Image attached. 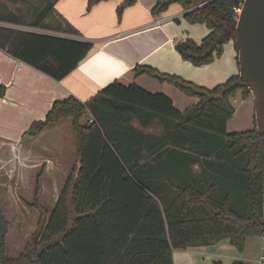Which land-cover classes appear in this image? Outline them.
Masks as SVG:
<instances>
[{
    "label": "trees",
    "instance_id": "1",
    "mask_svg": "<svg viewBox=\"0 0 264 264\" xmlns=\"http://www.w3.org/2000/svg\"><path fill=\"white\" fill-rule=\"evenodd\" d=\"M47 1L29 26L40 27L48 18L56 0ZM101 1L90 0V6ZM136 1L125 0L119 18ZM173 4L185 9L188 22L210 30L201 43L176 44L184 60L212 63L230 41L239 53L244 0H158L152 13L161 15ZM93 47L90 41L0 26V49L56 80L75 70ZM134 72L199 101L180 110L164 93L119 81L85 102L73 96L55 101L27 133L38 136L71 119L77 163L50 214L40 205L38 182L31 204L40 211L37 232L18 257L7 255L9 221L0 209V264H174V250L228 239L243 252L248 238L264 234V135L256 127L228 131L235 113L231 98L238 91L252 95L241 76L206 88L147 65ZM6 90L0 84V97Z\"/></svg>",
    "mask_w": 264,
    "mask_h": 264
},
{
    "label": "crops",
    "instance_id": "2",
    "mask_svg": "<svg viewBox=\"0 0 264 264\" xmlns=\"http://www.w3.org/2000/svg\"><path fill=\"white\" fill-rule=\"evenodd\" d=\"M124 1L103 0L90 6V0H56L48 18L40 27H33L29 24L34 23L47 0H0V26L94 44L89 55L62 80L0 49V84L7 87L5 95L0 97V182L11 190L20 185L25 190L33 173L37 172L44 199L47 180L59 179L55 195L50 199L54 204L52 211L73 170L70 171L72 160L69 158L73 152L72 123L70 119L60 121L36 137H31L27 131L35 121L46 118L55 101L73 96L85 102L108 84L119 81L126 85L136 83L153 93H164L178 109L184 110L196 104L199 98L188 96L150 74L137 75L134 68L147 65L206 88H214L240 72L234 42L228 44L221 57L206 65L196 66L182 58L176 44L187 39L199 43L210 30L205 24L188 22L184 17L186 11L179 4L155 16L152 10L158 0H137L119 18L118 8ZM46 135L50 136L48 143L41 144ZM7 166L10 169L4 172ZM8 207L11 212L17 208L14 218L22 212L17 202L6 201L5 205H0L6 218ZM250 238L243 252L228 239L213 245L174 250V264H214L215 260L233 264L244 257Z\"/></svg>",
    "mask_w": 264,
    "mask_h": 264
},
{
    "label": "rangeland",
    "instance_id": "3",
    "mask_svg": "<svg viewBox=\"0 0 264 264\" xmlns=\"http://www.w3.org/2000/svg\"><path fill=\"white\" fill-rule=\"evenodd\" d=\"M240 14V12H238ZM202 41V40H201ZM201 41L199 43H201ZM233 41L228 42L224 47V53L227 49L228 44H231ZM198 43V42H197ZM238 54V53H237ZM245 101V102H244ZM231 102L235 108V113L233 117L228 121V131L229 132H241L253 129L256 127L255 119V102L253 96H249L245 98L242 91H238L232 98ZM71 120V119H70ZM86 118L83 117L82 121H85ZM72 123V120H71ZM73 129V125H72ZM72 148L73 152H70L69 158L72 160V166L70 167V171L77 163L78 160V147L76 142L75 134L72 133ZM36 137V136H31ZM56 137V136H55ZM49 135H46L42 139L41 144L48 143ZM71 141V140H70ZM77 148V150H76ZM77 152V153H76ZM77 157V159H76ZM31 162V161H30ZM48 164V162H47ZM74 165V166H73ZM10 166H7L3 171L9 170ZM42 170V166L39 168ZM73 171V170H72ZM37 172L33 173L32 178L30 179V184L28 188L23 189V185L11 190L8 186L1 184L0 182V205H5V202H17L19 204L22 212L19 213V216L14 218V214L18 213L17 208L15 207L13 212L8 207L7 208V218L10 220L9 223V233L7 236V255L9 257H18L28 246H30L34 242V237L37 232V226L40 216V211L38 208L33 207L31 205H27L33 203L35 200V192L37 187ZM72 174V172H71ZM59 179L54 177L51 178V181L47 180V188L44 190V196L42 199L41 191L39 193V202L40 205L43 206L48 214L52 211V201L50 199L53 198V194L55 195V190L57 189V183ZM50 181V182H49ZM60 181V180H59ZM67 181V178H66ZM40 187L42 186L39 182ZM62 185H65L63 182ZM14 186V184L12 185ZM26 187V186H25ZM42 189V187H41ZM55 197V196H54ZM20 200V202H18ZM10 204V203H9ZM21 206H26L28 209H22ZM54 206V204H53ZM264 241L260 237H252L249 239L247 244V248L244 254V257L240 259V261L250 262L252 264H260L261 257L264 255L263 250Z\"/></svg>",
    "mask_w": 264,
    "mask_h": 264
},
{
    "label": "water",
    "instance_id": "4",
    "mask_svg": "<svg viewBox=\"0 0 264 264\" xmlns=\"http://www.w3.org/2000/svg\"><path fill=\"white\" fill-rule=\"evenodd\" d=\"M241 9L236 39L239 75L251 91L256 128L264 135V0H244Z\"/></svg>",
    "mask_w": 264,
    "mask_h": 264
},
{
    "label": "built area",
    "instance_id": "5",
    "mask_svg": "<svg viewBox=\"0 0 264 264\" xmlns=\"http://www.w3.org/2000/svg\"><path fill=\"white\" fill-rule=\"evenodd\" d=\"M242 9H238V12H241ZM264 241V234L261 236ZM263 250H264V243H263ZM260 264H264V255L261 257Z\"/></svg>",
    "mask_w": 264,
    "mask_h": 264
}]
</instances>
